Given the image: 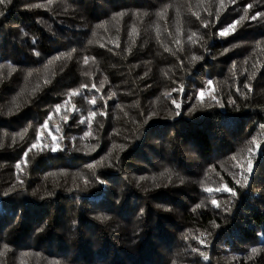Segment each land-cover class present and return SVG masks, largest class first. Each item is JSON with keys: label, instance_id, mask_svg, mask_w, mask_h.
<instances>
[{"label": "trees", "instance_id": "trees-1", "mask_svg": "<svg viewBox=\"0 0 264 264\" xmlns=\"http://www.w3.org/2000/svg\"><path fill=\"white\" fill-rule=\"evenodd\" d=\"M0 11V264H264V0Z\"/></svg>", "mask_w": 264, "mask_h": 264}, {"label": "snow or ice", "instance_id": "snow-or-ice-1", "mask_svg": "<svg viewBox=\"0 0 264 264\" xmlns=\"http://www.w3.org/2000/svg\"><path fill=\"white\" fill-rule=\"evenodd\" d=\"M11 3H12V0H0V5H4L5 7H7V5H9V4H11ZM248 7L251 8L252 5H249ZM4 14H5V13H4L3 11H0V16H3ZM260 16H261V13L257 12L255 15H253V16L251 17V20L255 21V20H256L258 17H260ZM245 18H246V17H245ZM245 18H242V19H245ZM237 23H239V21L236 22V23H233V24L230 26V28H231L232 31H235L236 26H237ZM219 35H220L221 37H224V36L229 35V29H225V30L221 31V32L219 33ZM189 40H191V37H189ZM165 50L168 51L169 49H165ZM130 51H131V48H129V52H130ZM36 55H39V53L37 52ZM193 59H194V60H198V59H200V57H193ZM84 63H85V64L88 63L87 58H85ZM209 83H211V82H209ZM93 87H95V85H93ZM72 95H76V93H73ZM200 95L203 96V92H201ZM213 99H214V97H213ZM92 103H95V101H92ZM174 103H175V101H174ZM177 107H179L178 104H177ZM95 115H96L95 112H92V113H91V116L94 117ZM101 115H103V113H101ZM65 119H67V117H65ZM81 123H85V121H81ZM89 123H90V122H89ZM46 126H47V125H45V127H46ZM101 127H102V125H101ZM89 134H90V133L85 132L84 135L87 136V135H89ZM0 146H2V145H0ZM38 146H39L38 143H34V144L31 146V148L29 149V151H31V150L34 149V148H37ZM45 147H48V146L45 145ZM121 147H123V146H121ZM58 150H60L58 145H53V146L51 147V151H52V152H56V151H58ZM27 155H28V153H25V156H26V157H27ZM17 167H20V165H17ZM90 167H94V165H90ZM248 170H249V172H251V170H252V164H251V162H249ZM246 179H247V178H245V181H246ZM21 183H22V181H21ZM85 183H87V181H85ZM237 183H240V181H237ZM223 190L228 191V192H232V189L227 188V187H225ZM207 191H212V189H208ZM216 191H220V189H217ZM232 195H235V192H232ZM211 203H212L213 205L219 207V205H218V203H217L216 200H212ZM200 206H201V205H197L196 207L199 208ZM200 243L203 244L204 242H203V241H200ZM257 251H258V249H256V248H253V249H252V252H253V253H256ZM203 258H204L205 260L208 259V257H207L206 255H204Z\"/></svg>", "mask_w": 264, "mask_h": 264}]
</instances>
